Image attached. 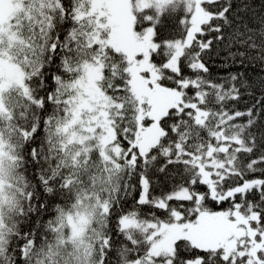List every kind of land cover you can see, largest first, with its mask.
Returning <instances> with one entry per match:
<instances>
[{"label":"snow or ice","instance_id":"snow-or-ice-1","mask_svg":"<svg viewBox=\"0 0 264 264\" xmlns=\"http://www.w3.org/2000/svg\"><path fill=\"white\" fill-rule=\"evenodd\" d=\"M214 52L264 65L253 0H0V264H264V76Z\"/></svg>","mask_w":264,"mask_h":264},{"label":"trees","instance_id":"trees-1","mask_svg":"<svg viewBox=\"0 0 264 264\" xmlns=\"http://www.w3.org/2000/svg\"><path fill=\"white\" fill-rule=\"evenodd\" d=\"M253 9L259 14L261 11H264V0H253ZM226 53L220 52L219 54L213 53L211 59L209 60L210 71L215 76H225L227 71L224 67V64L227 63L228 70L231 72L240 71L245 73L246 77L256 81L261 76H264V65L254 62L251 66L246 62L244 67L241 68L239 64L233 65L231 61H225ZM256 99L259 98V92L256 93ZM255 102V99L249 97L247 94L244 95V98L240 101L239 107L244 109L250 107Z\"/></svg>","mask_w":264,"mask_h":264}]
</instances>
